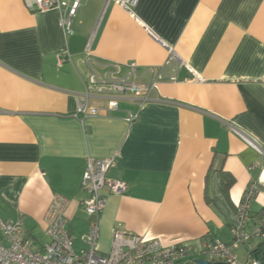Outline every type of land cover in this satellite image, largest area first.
Wrapping results in <instances>:
<instances>
[{"label": "crops", "instance_id": "crops-1", "mask_svg": "<svg viewBox=\"0 0 264 264\" xmlns=\"http://www.w3.org/2000/svg\"><path fill=\"white\" fill-rule=\"evenodd\" d=\"M34 1L0 0V223L20 222L42 248L45 214L61 194L81 254L91 229L87 160L114 155L108 175L127 189L104 191L100 255L111 252L116 231L166 244H230L252 184L253 222L264 217V0H139L134 15L115 0H81L70 36L57 10L37 11ZM148 29L203 82L182 67L141 110L123 99L111 111L108 100L92 97L100 115L77 118L88 52L100 74L116 64L125 77L136 63L140 83L165 63L168 52ZM65 50L72 61L60 64ZM138 111L130 126L128 112ZM223 173L234 179L227 190Z\"/></svg>", "mask_w": 264, "mask_h": 264}, {"label": "built area", "instance_id": "built-area-1", "mask_svg": "<svg viewBox=\"0 0 264 264\" xmlns=\"http://www.w3.org/2000/svg\"><path fill=\"white\" fill-rule=\"evenodd\" d=\"M131 15L139 0H115ZM37 11L57 10L60 13L61 26L66 35H73L74 20L81 7V0H35ZM151 38L168 52L165 63L159 68H150L148 83L138 82V68L136 63L128 65L129 73L120 76V65H113L112 72L98 73L92 68L90 53L86 59L90 71L84 93L81 94L75 116L82 121L99 116L102 109L91 105L90 98H104L108 100V110L118 111L119 102L127 99L137 104L141 109L152 101V95L158 90L162 81L177 82L179 71L187 68L193 74V80L203 82L189 66L182 61L178 65V56L174 47L163 41L154 31L148 29ZM71 54L65 50L60 55L59 63L71 62ZM140 112H128L125 121L134 126L138 123ZM118 155L103 160L88 158L83 177V186L89 193L84 202L85 210L91 218V229L84 240L87 250L77 254L74 250L75 236L68 228L67 210L70 200L61 194H55L44 217L45 234L48 242L37 248L35 241L27 239L24 229L18 223H0V234L7 241L5 246L0 240V264H187L195 260L223 264H262L264 256V217L257 223L252 219V205L256 197L254 185H250L237 207L236 224L231 229L232 242L224 243L219 239L206 240L201 244L172 243L166 244L160 238L132 236L127 238L123 231H116L111 252L108 255L97 253L100 238L99 217L108 204V197L104 191L113 194H123L126 183L109 177L108 173L114 166ZM261 241L258 247L251 243ZM248 247L247 260L241 261L237 250L242 246ZM260 252L259 258L255 253ZM202 257L204 259H196Z\"/></svg>", "mask_w": 264, "mask_h": 264}, {"label": "rangeland", "instance_id": "rangeland-1", "mask_svg": "<svg viewBox=\"0 0 264 264\" xmlns=\"http://www.w3.org/2000/svg\"><path fill=\"white\" fill-rule=\"evenodd\" d=\"M261 244V241L259 240H255L251 243V245L253 247H258L259 245ZM247 250H248V247L246 246H241L238 250H237V255L239 256L240 260L242 261H246L247 260V256H248V253H247ZM196 259H204L202 257H199V258H196Z\"/></svg>", "mask_w": 264, "mask_h": 264}, {"label": "trees", "instance_id": "trees-1", "mask_svg": "<svg viewBox=\"0 0 264 264\" xmlns=\"http://www.w3.org/2000/svg\"><path fill=\"white\" fill-rule=\"evenodd\" d=\"M222 180L224 184V189L227 190L233 184L234 179L227 173L222 174ZM260 247V246H259Z\"/></svg>", "mask_w": 264, "mask_h": 264}, {"label": "water", "instance_id": "water-1", "mask_svg": "<svg viewBox=\"0 0 264 264\" xmlns=\"http://www.w3.org/2000/svg\"><path fill=\"white\" fill-rule=\"evenodd\" d=\"M260 252L255 253V258H259ZM264 255V254H263ZM262 264H264V256H261ZM195 264H223V263H210L208 261L203 260H195Z\"/></svg>", "mask_w": 264, "mask_h": 264}, {"label": "flooded vegetation", "instance_id": "flooded-vegetation-1", "mask_svg": "<svg viewBox=\"0 0 264 264\" xmlns=\"http://www.w3.org/2000/svg\"><path fill=\"white\" fill-rule=\"evenodd\" d=\"M195 264V263H194Z\"/></svg>", "mask_w": 264, "mask_h": 264}]
</instances>
